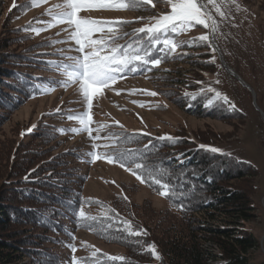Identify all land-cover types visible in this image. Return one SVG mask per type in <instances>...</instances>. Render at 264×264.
Wrapping results in <instances>:
<instances>
[{"label": "trees", "instance_id": "trees-1", "mask_svg": "<svg viewBox=\"0 0 264 264\" xmlns=\"http://www.w3.org/2000/svg\"><path fill=\"white\" fill-rule=\"evenodd\" d=\"M149 5L140 0V9L135 10L151 12ZM150 21H141L142 26L123 43L135 47L139 42L149 48L146 34L137 30L150 26ZM18 30H4L7 37L0 40V264H66L79 230L120 250L94 251L80 264H256L254 254L260 246L249 225L258 218V170L231 155L210 151L207 139H191L181 129L168 138L127 132L116 125L104 129L112 159L125 164L135 159L147 168L160 169L173 195L160 196L159 186L152 184L147 172L133 167L148 181L141 183L144 189L164 200L165 209H156L150 201L133 202L129 190L138 187L132 186L124 187L99 212L84 213L86 199L80 192L84 170L79 166L89 162L87 151H61L57 127L45 121L22 125L11 136L5 129L21 106L51 87L50 76L61 72L54 68L57 61L41 55L38 47L13 49L19 44L10 35ZM169 34L174 40L175 34L168 31L161 41ZM194 41L175 52L160 43L148 57L160 59L158 65H138L128 74L166 73L156 81V89L171 106L239 130L245 115L208 90L207 76L213 67L209 41ZM191 69L187 80L178 76ZM129 151L135 156L126 155ZM81 212L90 219L83 220ZM205 243L211 247L205 248Z\"/></svg>", "mask_w": 264, "mask_h": 264}, {"label": "rangeland", "instance_id": "rangeland-1", "mask_svg": "<svg viewBox=\"0 0 264 264\" xmlns=\"http://www.w3.org/2000/svg\"><path fill=\"white\" fill-rule=\"evenodd\" d=\"M61 2L46 0L34 6V0H0V40L7 37L4 30L20 29L15 35H10L19 44L12 48L38 47L41 55L57 61L54 68L61 71L50 76L53 80L49 89L28 100L14 113L5 126L9 136L22 125L34 126L39 121H45L57 127L61 151H87L85 155L90 157L89 162L79 166L84 170L80 172L84 173L80 179V192L86 199L83 212L92 214L99 212V207L104 203L120 195L124 187H128V190L132 186L138 187L129 190L133 202L142 204L150 201L158 210L167 207L160 196L152 195L144 189L134 175L104 159L106 154L109 155L103 136L104 129L116 125L127 132H143L157 138L172 137L177 129H181L191 139L195 137L198 140L197 136L207 139L206 143L211 144L210 149H219V153L247 162L259 172L256 182L258 218L250 223L249 229L260 246L254 254V260L256 264H264V0H200L205 11L216 21L215 32L202 25L184 30L178 26L175 32L169 30L176 36L173 40L178 45L176 49L183 44H191L195 39L200 40L201 36H207L210 44L213 36L214 47L210 44L213 67L212 73L207 76L208 90H211L215 98L219 93V96L226 98L245 115V125L240 126L239 130L209 118L186 115L171 106L156 89V81L161 80L160 75L167 76L162 72L135 76L125 70L123 74H118L119 78L109 88L94 95L89 106L78 92L77 84L66 86L64 69L58 68L71 63L66 57L80 55L74 50L69 51L77 47L69 38L72 29L67 24L55 23L48 14L50 9L55 14L57 10L54 6ZM148 3L150 5L147 8L151 12L135 10V7L140 9V0H137L138 6L127 10L86 9L79 15L100 21L105 28L104 33L97 32L93 38L103 36L109 39L112 34L107 32V28L119 22L117 43L126 45L123 41L142 26L141 21L149 19L151 26L161 16L171 12L167 0H149ZM15 7L18 9L14 10ZM35 29L44 30L37 34ZM168 38L171 40L173 37L169 34ZM192 71H181L178 76L187 80ZM205 104L209 105L210 102ZM83 112H87L92 119L88 131L83 130L78 121L68 118ZM92 154L100 158L93 162ZM73 245L75 251L72 250L66 264H71L73 259L81 262L82 258L94 251L106 254L120 251L97 241L90 232L84 230L74 233ZM204 247L209 248L211 244L205 243Z\"/></svg>", "mask_w": 264, "mask_h": 264}, {"label": "snow or ice", "instance_id": "snow-or-ice-1", "mask_svg": "<svg viewBox=\"0 0 264 264\" xmlns=\"http://www.w3.org/2000/svg\"><path fill=\"white\" fill-rule=\"evenodd\" d=\"M45 2L46 0H34V6ZM143 2L148 3L149 0H143ZM167 3L171 9L170 14L161 16L151 26L137 30L139 33L146 34L150 44L149 48L143 47L139 42L135 47L132 43L127 45L117 43L119 22L107 28V32L112 34L109 39L106 40L103 36L93 38L97 32L104 33L105 28L100 21L83 18L79 15L82 10L86 9L127 10L130 7L138 6L137 0H62L60 4L54 6V9L57 10L55 14L50 9L48 14L55 23L67 24L72 29L69 38L75 42L77 47L69 49V51L74 50L80 53L79 56L66 57L67 60L71 61L70 64L58 66V68L64 69L66 86L67 84H77L78 92L83 100L91 106L93 96L100 93L102 89L109 88L119 78V73H123L125 70L136 71L138 65H158L161 62L160 59H148L151 56V50L156 48L158 44L163 43L164 48L170 52H175L178 47L177 43L166 37L161 41V35L166 34L169 30L175 32L178 26L184 30L202 25L204 28H210L212 32L216 31V21L205 11L200 0H167ZM216 10L219 12V7ZM49 26L53 25L50 24ZM42 30L44 29H35L34 31L39 34V31ZM199 39L207 40L208 37L201 36ZM149 94L156 95V93ZM219 95L217 93V96ZM233 107L235 106L233 105ZM68 118L78 121L85 131L89 130L92 123L91 116L87 112L75 116L70 115ZM210 151L217 152L219 149L211 148ZM126 155L132 157L135 156V153L129 151ZM92 158L94 162L100 157L92 154ZM104 159L110 163H119L125 171L131 172L141 183L148 181L144 179L141 172L133 171V167L146 171L152 184L159 186L156 190L160 196L169 197L173 195L172 186L162 178L163 172L160 169L147 168L141 161L135 159L129 164L123 163L120 158L112 159L107 154ZM80 216L83 220L90 219L83 212L80 213ZM130 234L139 235L140 233L130 232ZM72 250L75 251V248L73 247ZM95 255L96 253H93V256ZM153 255H155L154 251ZM110 259L122 258L110 257ZM71 264H80V262L73 259Z\"/></svg>", "mask_w": 264, "mask_h": 264}, {"label": "water", "instance_id": "water-1", "mask_svg": "<svg viewBox=\"0 0 264 264\" xmlns=\"http://www.w3.org/2000/svg\"><path fill=\"white\" fill-rule=\"evenodd\" d=\"M210 44L214 47V40H213V36H211V39H210ZM231 74V73H230ZM235 78H237L236 76H235Z\"/></svg>", "mask_w": 264, "mask_h": 264}]
</instances>
